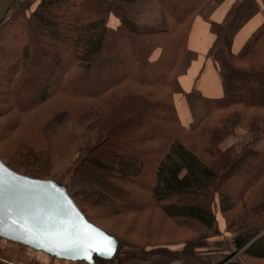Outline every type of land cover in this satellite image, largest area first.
<instances>
[{
  "label": "trees",
  "instance_id": "16d2710c",
  "mask_svg": "<svg viewBox=\"0 0 264 264\" xmlns=\"http://www.w3.org/2000/svg\"><path fill=\"white\" fill-rule=\"evenodd\" d=\"M144 1L110 0L104 10L99 0L34 7V0H15L0 26V159L18 174L45 179V141L44 149L26 144V126L94 111L98 144L54 180L67 191L66 177L98 190L95 203L69 193L88 222L119 247L159 248L213 230L218 209L231 220L226 231L243 263L264 262V215L253 211L264 205V154L252 145L221 149L232 122L264 138V33L244 56L229 59L233 72L222 79L221 98L196 94L202 115L187 126L173 85L191 24L210 0H157L165 29L133 32L119 5ZM141 129L148 135L140 138ZM120 160L139 163L140 171L117 176ZM155 221L157 232L178 240L151 243Z\"/></svg>",
  "mask_w": 264,
  "mask_h": 264
},
{
  "label": "crops",
  "instance_id": "0c3cea01",
  "mask_svg": "<svg viewBox=\"0 0 264 264\" xmlns=\"http://www.w3.org/2000/svg\"><path fill=\"white\" fill-rule=\"evenodd\" d=\"M101 2L102 9L106 10L108 7L104 6L109 5L110 0ZM119 10L121 22L131 31L154 33L165 29L163 10L157 0L120 4ZM263 33L264 0H210L206 4L202 14L191 24L173 85L179 117L184 125H192L200 115L196 94L208 99L221 98L222 79L233 72L229 59L244 56ZM68 153L64 151L61 155L69 157L71 154ZM119 167L120 164L117 169ZM52 168L47 167V177L60 172ZM72 183L75 192L79 189L84 193V199L91 203L97 201L98 192L80 188L73 181ZM68 191L74 194L69 185ZM76 193L80 194L78 191ZM257 212L264 214V206L260 205ZM229 225V221L216 216L214 229L196 240L160 248H146L147 250L140 252L156 253L154 264H244L239 255L241 252H236L232 245L233 235L226 231ZM259 236L264 239V231ZM229 250L232 251L231 256H228ZM11 257L18 258V261ZM137 258V263L141 261L140 264H151L150 260L143 261L141 255ZM34 260L44 264H88L57 260L10 241L2 240L0 243V264H30ZM129 260L137 261L135 257Z\"/></svg>",
  "mask_w": 264,
  "mask_h": 264
},
{
  "label": "water",
  "instance_id": "95a60500",
  "mask_svg": "<svg viewBox=\"0 0 264 264\" xmlns=\"http://www.w3.org/2000/svg\"><path fill=\"white\" fill-rule=\"evenodd\" d=\"M15 0H0V26ZM0 239L54 259L111 262L117 239L88 222L67 189L51 179L21 175L0 159Z\"/></svg>",
  "mask_w": 264,
  "mask_h": 264
},
{
  "label": "rangeland",
  "instance_id": "374dc122",
  "mask_svg": "<svg viewBox=\"0 0 264 264\" xmlns=\"http://www.w3.org/2000/svg\"><path fill=\"white\" fill-rule=\"evenodd\" d=\"M44 1L46 2L48 0H34L32 5L34 7L40 2H44ZM100 2L103 3V0H100ZM104 7L109 8L110 4L105 5ZM2 46L3 44L0 45V47ZM104 63L105 62L103 61V64ZM33 69H37V66H33ZM102 71H103L102 68L100 67L97 68L98 73H101ZM38 74L42 76L40 72H38ZM198 103H199L198 105H199L200 115H202L200 102L198 101ZM44 122L46 121H41L33 125H29V127L26 126L28 130H25L23 132L22 139L24 140L26 144L35 145L38 149H44V146L46 144L47 154L45 158V173H46L45 179L59 181L60 179H62L64 174H66L67 172L73 169L74 163L76 162V160L78 159L81 153L82 154L85 153L87 150L95 147L98 144L100 140V136H99V130H98V125L96 121V113L92 111V112L84 114L83 116L72 118L67 112H63V113L56 114V116H54L44 127H42ZM231 124H233L231 125V128H230L231 133L229 137L222 143L221 149L224 150L230 147H235L237 149H240L243 146L252 145V148L254 150H257L258 152L264 154V138H262L261 140H258L257 135L251 132V128L249 126L238 124V123H233V122ZM140 131L141 132L138 135L140 138L148 135V133L146 132V129L145 130L141 129ZM43 139L45 141V144H44ZM64 151L69 152L68 154H71V155L69 157L67 156L62 157L61 154ZM119 164H120V167L119 169H117ZM125 165L126 166L128 165V166L125 167ZM49 166H51V168L54 166V168L52 169L55 170L56 168L60 172L59 173L57 172L58 174L54 175L53 177H47V167L49 168ZM129 167H131L132 169H130ZM133 167H137V169ZM139 171H140L139 163L120 160L116 166L115 174L117 176H122L126 174H137ZM50 172H52V174H55V172L53 173L52 170ZM62 182L67 186V188H68V185L71 186V189L74 192V194L72 195H74L75 197L83 198V199L86 198V196L83 195L84 193H81V190H79L78 188H76V190L78 189L77 191L80 192V194H77L76 193L77 191L75 192L73 190L75 188L70 178L66 177L65 179H63ZM75 183L80 185L79 186L80 188L93 189L96 192H98L97 189L81 185L77 182ZM261 196L264 198V190L262 191ZM98 197H99V192H98ZM260 205H257L253 209V211L258 215H264V214H260L257 212V208H259ZM216 216L221 217L223 220H227L231 223V220L221 215L218 209L216 210ZM161 225H162L161 221H155L154 225H152V228L154 229L153 230L154 235H153V238L150 239L151 243L159 245V244L167 243V242L168 243L176 242L178 239L176 237L171 238L172 235H170L169 233H166V235H164V234H160L161 233L160 231L157 232L156 227H158V230H159L161 229ZM148 229H147V226L143 229L144 234L142 237L146 235L145 233L148 232ZM259 230H260L259 235H261L262 231H264V226L259 227ZM135 234L136 236L138 235V238L141 237L139 231L138 232L136 231ZM204 234H206V232L199 234L198 237H202L204 236ZM183 239H186V236H184ZM1 242L2 241H0V243ZM127 243L128 244H126L125 247L123 248L119 247L118 250L120 251V254H118L117 259H115V261L113 262L112 261L107 262L106 264H140L141 261L137 263L138 262L137 257H139L140 255L143 257V261L145 259V260H150L151 264L155 263V259L157 258L156 253L153 252L150 254H145V253L141 254L140 251L145 250V249H141L140 247L131 245L129 241ZM185 243H188V242H185ZM177 244H180V243H177ZM130 246L131 247L134 246V247L131 248ZM161 247H164V246H161ZM124 248L127 250H125ZM30 251H32V249H30ZM231 255H232V251L229 250L228 256H231ZM3 256H6V255L3 254ZM134 257H135V260L137 261L129 260V258H134ZM11 259L14 261H18V258L11 257ZM99 260L100 259H97V258L94 259L95 262H99ZM30 264H44V263H42L39 260H34ZM252 264H264V262L254 261Z\"/></svg>",
  "mask_w": 264,
  "mask_h": 264
},
{
  "label": "built area",
  "instance_id": "2783aa9c",
  "mask_svg": "<svg viewBox=\"0 0 264 264\" xmlns=\"http://www.w3.org/2000/svg\"><path fill=\"white\" fill-rule=\"evenodd\" d=\"M0 241H2V240L0 239Z\"/></svg>",
  "mask_w": 264,
  "mask_h": 264
}]
</instances>
